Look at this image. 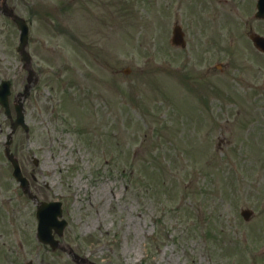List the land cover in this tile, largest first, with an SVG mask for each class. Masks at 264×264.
<instances>
[{
    "label": "rangeland",
    "instance_id": "374dc122",
    "mask_svg": "<svg viewBox=\"0 0 264 264\" xmlns=\"http://www.w3.org/2000/svg\"><path fill=\"white\" fill-rule=\"evenodd\" d=\"M254 2L8 0L38 78L12 151L38 200L62 202L64 247L90 264H264ZM176 22L186 49L170 43ZM19 37L0 14L13 112L28 82ZM10 127L0 107V264H77L36 238L38 204L4 154Z\"/></svg>",
    "mask_w": 264,
    "mask_h": 264
},
{
    "label": "water",
    "instance_id": "95a60500",
    "mask_svg": "<svg viewBox=\"0 0 264 264\" xmlns=\"http://www.w3.org/2000/svg\"><path fill=\"white\" fill-rule=\"evenodd\" d=\"M261 3L263 4L264 9V0H261ZM5 12H7L10 16L14 18V20L17 22L19 29L21 30V47L20 50L23 52V56L26 60H28V55L24 52V48L27 45L28 40V34H29V27L25 20L22 18L16 16L13 14L12 11H10L6 6L4 7ZM260 17L264 18V12L259 13ZM177 35V33H176ZM253 41L256 44V47L264 52V38L253 35L252 36ZM10 92V83L4 82L2 89L0 90V102L1 104L6 108V113L8 116H10V106H9V95ZM29 95V92L27 91L25 97ZM17 113H18V119L12 126V133L8 136V142L6 143V154L8 158L12 161L14 167H15V173L14 175L22 181L23 187L28 189V184L26 179L22 177L20 166L18 163V160L15 158V156L11 153L10 146L12 144V136L16 132L19 126H23L26 131L29 130V127L27 126L25 122V110H24V103L20 101V103L16 106ZM62 204L61 203H40L39 209H38V218H39V238L41 241L45 243H50L54 249H57L59 246V243L54 240V237L52 236V230L56 229V232H58L60 235H62L63 230L66 226V222H59L58 217L62 216ZM246 218H248L251 215V212L245 211L244 212Z\"/></svg>",
    "mask_w": 264,
    "mask_h": 264
}]
</instances>
